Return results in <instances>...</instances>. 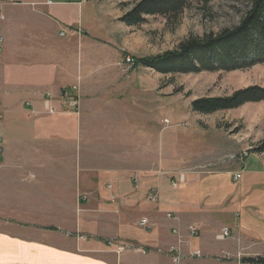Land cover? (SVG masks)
<instances>
[{
    "label": "crops",
    "instance_id": "obj_1",
    "mask_svg": "<svg viewBox=\"0 0 264 264\" xmlns=\"http://www.w3.org/2000/svg\"><path fill=\"white\" fill-rule=\"evenodd\" d=\"M66 3L77 10L84 4L81 0H0L4 36L0 65L2 54L5 60H14L13 69L0 67V264H173L167 251L175 244L180 245L187 264H249L240 261L245 254L233 242H214L221 225L230 227L223 221L215 220V225L210 221L213 215L223 214L222 196L214 197L210 191L188 200L166 195L149 205L142 200L147 182L139 187L130 183L134 173L141 177L147 165L77 150L76 140L82 143L81 132L85 119L89 120L80 117L89 108L80 104L92 98L107 100L103 92L109 89L104 83L110 67L84 83L81 75L72 80L76 72L67 60L70 42L61 37L85 42L87 31L70 20L72 10ZM60 23L69 27L65 36L59 34ZM95 44L86 39L85 48L92 57L107 53ZM46 92L62 113L43 112ZM72 98H78V113L68 107ZM57 116H79V124ZM145 175L143 181L148 178ZM112 180L124 186L115 188ZM166 201L174 207H167ZM207 202L210 205L204 207ZM223 211L231 216V211ZM141 217L153 224L151 230L137 226ZM189 222L199 224L195 237L187 235ZM174 227L182 235L180 240L171 231ZM240 228L245 230L242 224ZM115 238L145 247L147 252L117 253L114 245L107 244ZM246 243L240 246L245 248ZM193 249H200L203 256L190 258L188 252ZM245 252L243 258L255 257L263 249L248 246Z\"/></svg>",
    "mask_w": 264,
    "mask_h": 264
},
{
    "label": "rangeland",
    "instance_id": "obj_2",
    "mask_svg": "<svg viewBox=\"0 0 264 264\" xmlns=\"http://www.w3.org/2000/svg\"><path fill=\"white\" fill-rule=\"evenodd\" d=\"M137 1L87 0L79 10L66 3L72 10L70 20L87 31L83 36L85 42L70 36L61 37L70 42L67 60L70 69L76 72L72 80L76 81L81 75L84 83L110 67L105 77L107 83H104L109 89L103 92L107 100L92 98L80 104V107H89L80 116L89 120L85 119L81 132L82 143L79 138L76 140L77 150L90 151L97 157L132 159L134 164L147 165L143 175L147 174L148 178L143 181V175L139 177L136 172L133 175L136 181L132 180L131 186L139 187L147 182L144 184L146 190L156 187L159 193L162 191L160 199L167 195L188 200L209 191L214 197L222 196L226 205L220 210L223 214L218 218L213 215L210 221L214 225L215 220L230 224L231 235L224 241L215 238L214 242H233L236 250L245 255L248 246L263 249L264 153H254L252 149L264 140V101L212 114L192 111L190 102L205 96H227L250 85L264 87V63L226 72L165 75L151 68L132 69L129 62L132 56L160 55L176 49L188 36L201 37L238 24L248 9V2L191 0L190 6L176 19L146 16L145 22L132 27L118 21ZM60 24L69 29L68 25ZM86 39L95 41V45L107 53L92 57L85 48ZM1 60L0 67L13 69V59L5 60L2 54ZM108 62L116 63L109 65ZM61 119L77 120L79 124V116ZM241 150L247 152V157H240ZM237 171L240 178L234 180L233 173ZM181 174H184L183 180ZM112 181L115 188L124 186ZM173 182L176 187L171 185ZM160 199L148 202L144 195L142 200L155 205ZM214 202L215 206H220ZM164 204L174 207L169 201ZM209 205L207 202L204 207ZM223 210L231 211V216ZM194 225L199 226L198 223ZM241 243L249 245L243 248ZM255 256H264V250Z\"/></svg>",
    "mask_w": 264,
    "mask_h": 264
},
{
    "label": "trees",
    "instance_id": "obj_3",
    "mask_svg": "<svg viewBox=\"0 0 264 264\" xmlns=\"http://www.w3.org/2000/svg\"><path fill=\"white\" fill-rule=\"evenodd\" d=\"M246 1L248 9L238 24L201 37L188 36L176 49L167 50L160 55H128L131 68L145 67L161 74L174 75L203 71L226 72L264 63V0ZM190 3L191 0H138L118 21L132 27L145 22L146 16L176 19ZM261 101H264V87L250 85L227 96L193 99L190 106L194 112L212 114ZM252 152L264 153V140L258 142ZM240 261L264 264V256L242 257Z\"/></svg>",
    "mask_w": 264,
    "mask_h": 264
},
{
    "label": "built area",
    "instance_id": "obj_4",
    "mask_svg": "<svg viewBox=\"0 0 264 264\" xmlns=\"http://www.w3.org/2000/svg\"><path fill=\"white\" fill-rule=\"evenodd\" d=\"M84 2L85 0H81V2ZM0 20H3V15L0 14ZM68 33V31L66 29H61L60 31V36H65ZM70 35L74 34V31H69ZM3 45H4V36L1 32V28H0V55L3 51ZM73 89H76V86L72 87ZM53 96L51 93L46 92L45 95L43 96V112L47 113V114H57V113H62V109L60 107H57L53 102ZM78 98H72L68 101V107L73 109V112L78 113L79 111V104H78ZM30 103L29 102H24L25 106H28ZM35 110H32L31 113H34ZM2 118V114L0 113V119ZM2 140V138L0 137V141ZM2 155V145L0 143V157ZM240 157H247V152L241 150L240 152ZM181 180L184 179V174H181ZM240 178V173H235L233 179L234 180H238ZM136 181V179L134 180L133 177V182ZM173 187H176V184L173 182L171 184ZM110 187V185H108ZM158 196H159V192L158 189L156 187H151L148 189L147 194H146V200L148 202H156L158 200ZM167 216L169 218L173 217L172 213H168ZM137 226L144 229L145 231H149L152 229L153 224L149 221V219L147 217H141L138 221H137ZM172 233L174 235L177 236V238L180 240L182 238L181 233H179V230L177 228H173ZM187 232H188V236L190 237H195L199 234V226L197 225H190L187 227ZM231 235L230 229L226 226H223L220 228L219 233L216 234L215 238L217 240L220 241H224L225 239H227L229 236ZM108 245H114L115 246V252L119 253L121 251H125V250H133L136 252H140L145 254L147 252V249L145 247L142 246H137V245H133V244H129V243H120L115 239H111L110 241H107ZM262 248L264 250V243L262 244ZM168 256L170 258V261L173 264H187L185 262H183V258H184V254L181 250V247L179 244H175V245H171L168 248ZM188 256L190 258H201L203 256V253L200 249H193L190 250L188 252ZM229 256V253H226V257Z\"/></svg>",
    "mask_w": 264,
    "mask_h": 264
}]
</instances>
